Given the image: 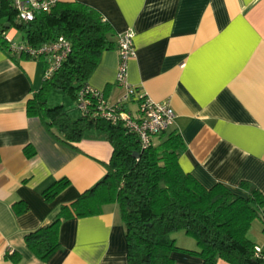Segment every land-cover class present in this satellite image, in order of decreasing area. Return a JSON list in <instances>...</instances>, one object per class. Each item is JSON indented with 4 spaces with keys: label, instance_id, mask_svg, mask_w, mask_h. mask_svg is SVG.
I'll return each mask as SVG.
<instances>
[{
    "label": "crops",
    "instance_id": "0c3cea01",
    "mask_svg": "<svg viewBox=\"0 0 264 264\" xmlns=\"http://www.w3.org/2000/svg\"><path fill=\"white\" fill-rule=\"evenodd\" d=\"M61 2L94 9L116 35L133 33L135 57L127 82L151 101L169 103L175 120L165 135H180L185 151L178 163L184 173L206 189L220 184L239 192L246 183L264 195V0ZM5 35L16 42L19 33ZM117 63L115 46L101 55L87 83L111 104L124 93L115 83ZM44 69L42 60L11 59L0 48V264H14L6 258L13 253L21 255L17 264H127L125 228L115 204L104 206L99 216L64 221L60 249L45 263L25 247L26 235L103 179L112 153L99 133H86L71 148L57 142L39 118L26 115ZM125 109L133 113L136 104ZM27 148L34 151L31 158ZM61 179L69 186L46 203L42 192ZM19 202L27 211L17 216L12 207ZM256 223L247 237L264 256L261 222ZM182 235L187 237L171 235L176 246L197 251ZM172 259L202 264L183 252Z\"/></svg>",
    "mask_w": 264,
    "mask_h": 264
},
{
    "label": "trees",
    "instance_id": "16d2710c",
    "mask_svg": "<svg viewBox=\"0 0 264 264\" xmlns=\"http://www.w3.org/2000/svg\"><path fill=\"white\" fill-rule=\"evenodd\" d=\"M3 20V21H2ZM9 24L31 47L63 37L71 43L66 61L26 104V115L37 117L60 144L73 147L86 133H99L112 148L106 173L93 188L73 202L61 206L47 225L24 237L26 249L45 263L60 249L59 231L64 221L99 216L104 206L115 204L125 228L127 264H174L172 254L188 253L202 264H264V256L254 255L255 246L247 234L254 221L261 222L264 235V195L246 183L233 192L217 184L204 188L182 171L179 157L185 145L176 132L160 135L141 150L137 138L119 123L79 115L70 119L62 106L47 107L51 91L75 100L97 68L101 55L116 46V34L94 9L80 3H58L48 13H36L28 24H15L9 2L0 0V48L8 52L3 34ZM9 53V52H8ZM11 59L14 57L10 56ZM18 59H28L19 57ZM34 151L25 149L31 158ZM69 186L61 179L42 192L46 203ZM18 216L27 211L21 202L13 205ZM183 232L197 251L179 249L171 235ZM17 264L21 255L6 256Z\"/></svg>",
    "mask_w": 264,
    "mask_h": 264
},
{
    "label": "built area",
    "instance_id": "2783aa9c",
    "mask_svg": "<svg viewBox=\"0 0 264 264\" xmlns=\"http://www.w3.org/2000/svg\"><path fill=\"white\" fill-rule=\"evenodd\" d=\"M9 2L14 12L15 24H28L35 18L36 13L50 12L61 0H5ZM8 44V52L12 57H27L30 60H42L45 64L44 80H49L59 70L71 52V43L58 37L51 42L36 48L25 42L16 43L12 38L3 34ZM133 33L126 31L116 35V52L118 63L115 73V83L123 90L122 97L111 104L102 91L89 85L79 90L74 105L80 115L93 120L100 119L111 124H121L127 133L134 135L139 141L141 150L153 144L154 139L165 134L173 125L175 115L168 102H153L127 82V67L135 57ZM128 103L136 104L132 113L125 109ZM255 257H261V249L255 247Z\"/></svg>",
    "mask_w": 264,
    "mask_h": 264
},
{
    "label": "rangeland",
    "instance_id": "374dc122",
    "mask_svg": "<svg viewBox=\"0 0 264 264\" xmlns=\"http://www.w3.org/2000/svg\"><path fill=\"white\" fill-rule=\"evenodd\" d=\"M13 29L14 28H10L8 30V33L11 32ZM21 40L22 39H21V36L19 34L16 42L19 41L17 43H21ZM61 105H63L62 107L65 110V112L67 113V115L70 117V119L74 120L78 117V115H80L79 111H77V109L74 105V101L71 99L70 96L62 94V93L57 92V91H51L47 97V107L53 108L55 106H61ZM256 224H257L256 221H254L253 225H252L253 230L256 228ZM182 236H184V235H182ZM185 238H188V237H185ZM260 244H262V243H260ZM262 248H264V244H262Z\"/></svg>",
    "mask_w": 264,
    "mask_h": 264
},
{
    "label": "water",
    "instance_id": "95a60500",
    "mask_svg": "<svg viewBox=\"0 0 264 264\" xmlns=\"http://www.w3.org/2000/svg\"><path fill=\"white\" fill-rule=\"evenodd\" d=\"M10 28V25L9 24H6L5 25V29H9Z\"/></svg>",
    "mask_w": 264,
    "mask_h": 264
}]
</instances>
